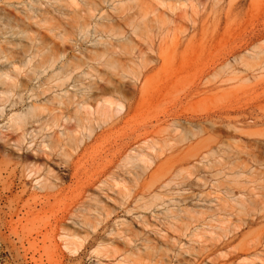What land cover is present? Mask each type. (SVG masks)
I'll return each instance as SVG.
<instances>
[{
  "label": "rangeland",
  "instance_id": "1",
  "mask_svg": "<svg viewBox=\"0 0 264 264\" xmlns=\"http://www.w3.org/2000/svg\"><path fill=\"white\" fill-rule=\"evenodd\" d=\"M19 1L28 4L27 0L9 3ZM41 1L50 10L51 18H62L63 21L56 17L63 27L53 28L51 24L55 27L56 23L52 19L48 24L52 28L47 24L37 27L31 21L32 26L25 23L47 45L42 43L40 59L57 62L53 69L35 78L27 74L31 67L23 69L25 72L17 80L21 86L18 90L19 87L20 91L26 90L21 108L35 100L29 98L32 89L34 94L42 95L39 94L38 102L62 94L65 89L84 92L96 79L99 86L92 83L91 92L115 90L125 97L126 106L132 105L131 129L125 124L126 118L125 123L121 122L101 138L104 143L99 139L80 147L77 159L82 158L84 167H81L87 173L84 180L106 166L105 161L112 157L107 155L115 156L130 142L133 148L138 145L136 148L144 149L152 159L149 170L143 174L138 169L137 182L128 185L133 187V195H138L136 199L141 200L135 209L148 202L150 205L156 201L154 197L159 200L156 207L152 208L154 203L150 205L151 210H135L133 217L120 214V219H133L134 225L138 215L151 218L148 228L135 227L138 234L128 246L110 237L116 242L111 249L117 246L121 252L111 254L115 250L110 249V254L105 251L99 254L97 243L90 240L80 253L71 255L63 249L59 232L52 229L55 219L63 216L70 203L68 196L72 193L68 190L64 198L59 197L60 204L55 202L50 207L53 204L50 199L46 206L47 213L41 218L48 226L42 224V228L36 221H29L35 225L23 222L16 227L18 233L12 235L7 207L23 185L17 174L10 178L6 193L0 186V264H264V0H191L172 12L162 6L164 0H138L166 15L161 17L164 20L160 19L163 22L149 24V30L143 29L142 34L139 31L136 37L130 30L132 20L128 26L121 21L125 14L122 17L116 11L122 0H94L96 12L89 15L83 12L65 27L66 15L62 13L68 11L61 3ZM3 2L0 0V6ZM68 18L71 17L67 21ZM55 31L65 33L63 42L55 37ZM128 38L133 45L116 44ZM4 47L10 50L11 59H19L20 52L23 58L25 50L32 53L39 48L32 46L30 52L28 46L21 49L15 46V50L14 46ZM68 61L72 62L69 67L64 66ZM73 64L80 68L72 72V78L60 90L56 88L58 80H47L60 67L62 73ZM88 71L94 78L82 75ZM108 136L111 138L105 143ZM98 157L101 160H95ZM101 161L105 165L98 166ZM65 183L71 185L68 178ZM17 204L21 207L23 203ZM115 221L110 223V229L115 228ZM20 234H26L25 240L31 234L32 238L28 237L31 242L37 239L35 247L29 249L27 240L20 243ZM107 236L103 233V238Z\"/></svg>",
  "mask_w": 264,
  "mask_h": 264
},
{
  "label": "bare ground",
  "instance_id": "2",
  "mask_svg": "<svg viewBox=\"0 0 264 264\" xmlns=\"http://www.w3.org/2000/svg\"><path fill=\"white\" fill-rule=\"evenodd\" d=\"M3 1L4 2L2 3V6H0V186L2 187V191H5L6 189L9 190L10 188H7V185L9 186V180L11 177H15L17 174H20L19 176L23 182L19 195L15 198V200L8 202L9 207L7 208H10L11 213L10 214L8 212L11 215V217L9 216V218H11L9 224L12 229V235H16L15 233H18V230L16 232V227L17 225L20 226L23 222L28 223L29 221H36L35 224L37 223V225H39L38 223L40 222L42 227V224L45 221H43L44 217L41 218V216L47 213H45V209L49 204L50 199L54 200H52L53 204L50 205V207L54 204L56 205L57 202L60 204L59 199L64 198L63 195L68 190V192L70 191V193H72L68 196V201L70 203L64 210L65 212H63V216L59 219L57 218V220L55 219V223L53 225L54 228H52L53 230L59 232L58 239H61L64 245L63 249L71 253V255L78 254L85 244L92 240L98 245L96 249L98 253L100 252L103 254L104 251L108 252L115 250L112 251L111 254H117L115 252L118 250L120 251V249H118L119 247L116 246L117 250L114 247V249H111L110 247L115 241L110 240L112 237L122 240L123 244L125 245V243H127L126 245L128 246V243L132 244V239H134L138 234V232H135L138 231V229L135 227L148 228L150 226H148L150 222V217L148 216L138 215L136 217L138 221L134 225L135 222L133 219H120V214H123L124 217H133L134 211L136 210L135 206H138L137 204H139L141 200L140 198L139 200L136 199L138 198V195L134 196L132 193L133 187L129 188L128 185L132 186L137 182V177L139 176L137 174L138 169L143 174L149 170L148 168L151 166L150 161L152 159H150L149 154L144 152V149L136 148L138 145L133 148L129 144L130 142L127 144L125 143L126 145H123V149L120 147L121 151H119L117 148L118 146H116L118 154H115V156L107 155L112 156L113 158L111 157L109 160L106 156L108 159L106 161L109 162L107 163L105 161L106 166H102V170L97 167L99 169L98 171L96 170L94 173L92 171L94 176L92 174L90 177H87L84 180V178L87 176V173L82 170V167H84L82 164L83 162L81 163L80 160L82 158H77L79 157L78 150L80 151L81 146H84L91 141H98L99 139L103 138L107 132L116 127L121 122L125 123L126 121L125 124L129 126L130 121H132V117H130L132 105L129 104L126 106L124 104V102H127V100L124 99L125 97L123 96V98L115 90L106 91L102 89L99 91L97 89V92H91V90L94 88L92 83L98 82L95 78L96 80H93L91 84L87 86V89L84 92H70L68 89H65L62 90V94H55L54 96L48 97L43 101L40 100L39 102L38 100L41 93L34 94L35 89H32L31 95H33L32 97L29 96V98H33V100H35L25 108H21V106H23L22 104L24 103L23 92L26 90L24 89L25 91H20L21 86L19 83L17 84V80L18 77L21 76V73L25 72L23 69L26 70L25 67H31V72L29 69L27 74L29 78H31L30 74L34 75L35 78V76H42V74H45L48 69H53L57 62L55 59L46 61L40 59V47L42 48V45L45 43L40 42L42 39L39 38V36V39L36 37V32V35L34 32H30L33 30L30 28H32L31 26L34 24L36 26L37 24L48 25L51 24L50 22L52 21L56 23L55 27L54 24H51L53 25V28H62V24L60 25V22L57 20L58 18L56 19V17H59V20H62V18L53 14L52 16L56 17L51 18V16H49L51 13L50 10L47 9L46 5L44 6V3L41 0H27L28 4L26 5L24 4L26 3L24 1H19L16 4L11 2L9 3L10 0ZM48 1H54L58 4L61 3L60 5H62L68 11L67 13H62L67 17H71L68 18L67 21V17L64 16V19H66V21L63 22L65 23L63 24L64 27L65 25L70 26L69 22L71 23V20L75 16H81V14L84 15V13L89 15L97 11L94 0ZM189 1L191 0H164L161 2V4L163 7H169L170 12H172L174 9L178 10L184 7V2ZM115 8L116 11H118L120 14H123L122 17H124L125 14L124 19H120L122 22L125 21L124 23L128 24L130 20L133 21H130V26L132 28H129L130 30H133L132 35L134 36L139 31L140 33L138 34H142L141 31H143V29L147 30V26L149 24H158L164 20L161 17L166 15L162 14L163 12L160 13L158 8H152L147 4L138 2V0H122ZM135 18L138 19L137 22H134L136 21L134 20ZM30 21L34 24L32 23L31 25ZM25 22L28 24L30 23L31 26H27ZM82 24L83 25L81 26L84 30L85 23ZM51 25H48L49 28ZM55 29H51L50 31L54 32ZM56 32L57 31H55V33ZM55 33L53 34L56 38L59 40L64 39L63 37L65 36V33L63 34L59 31L57 32L58 34ZM8 35H10L11 38L15 37V39L6 38ZM126 39H124L125 42L116 44H121L123 46H130V44L133 45V43L129 41V38L128 41L131 43L126 41ZM116 44L115 46H117ZM3 46H14V50L16 48L15 46L18 48L20 47V49L21 46H28L26 48H29V50L31 48L30 52L32 51V46H39V48L33 50L32 53H29V51L25 50L23 58V52L18 51V54L19 52L21 54V56H19L20 58L11 59L10 56H12V54L10 55V50L8 51L7 48L5 49ZM45 46L47 45L45 44ZM12 47L10 48L12 49ZM15 53L16 52H14L13 55ZM27 53L29 54L26 55ZM18 54L16 53L15 55L18 57ZM70 62L68 61L66 64H64V66L69 67V65L72 63ZM60 68L62 69L63 67ZM79 68L80 66L78 64L77 66L73 64L71 69L62 73L60 69L48 77L49 79H46L48 81L58 80V83H60L58 87L56 86V88L59 89L67 85V83L70 81L69 79L72 78V76H70L72 72H76V70ZM82 75L91 76L89 71L83 72ZM61 77H63V79H61ZM18 86H20V90H18ZM51 89L52 88H48L47 90L50 91ZM45 93L46 92H42L43 95H45ZM129 127L128 128L131 129V126ZM126 137L130 136L127 135ZM109 138H111V136L104 138V141H109ZM99 141L103 142L102 139ZM103 143L101 145H103ZM123 143L124 142L120 143V145ZM84 150L86 151V149ZM116 150L115 152H117ZM113 151L114 150H112V152ZM112 152L110 151L111 154ZM73 154L77 155V157H74L75 155ZM85 154L88 153L85 152ZM99 157L95 160H101ZM101 164L102 161L98 166H101ZM2 165H5L4 170ZM83 173L86 175L84 176ZM66 178L70 180V186L65 185ZM4 193H6V191ZM26 195H28V199H24ZM68 197H66L65 194V198L68 199ZM154 199L158 201L159 197H154ZM17 201H21L23 203L21 207L18 206ZM156 201L150 202V205L154 203V205H151L152 208L155 206ZM14 202L16 203L14 204ZM148 203H146L144 206L142 205L141 208L139 207L140 210H149V208L151 210L152 208L150 205H148ZM139 208H137L136 211H139ZM31 217L33 220H30ZM117 219H120V221ZM114 220H116V226L115 228L110 229V223H114ZM33 222L31 223L33 224ZM31 223L29 222L28 224ZM43 225L44 227H46V225L48 226L47 223ZM39 227L40 226H37L36 228L39 229ZM41 227L40 229L43 230L42 228L44 227ZM24 228L25 227H23V229ZM52 229L51 231H53ZM160 229L161 228L159 227V230ZM38 232L39 230L37 233ZM103 233L108 234V236L103 238ZM25 235H21L22 238L18 237L20 238V243L22 240L24 242L25 238H23V236L25 237ZM164 235H166V233H164ZM29 236L31 237V234L26 236V240L30 245L29 249H32L35 247L37 239H33V242H31V240H29L30 238L28 239ZM46 236L48 235L46 234ZM46 236L45 238L44 236L40 237L46 239ZM122 242L118 241L119 244L121 243L120 245H122ZM22 247H24V245H22ZM23 249L24 251H27L25 248ZM52 249H54V247L51 248V250ZM98 253L96 252V254ZM106 254H110V252Z\"/></svg>",
  "mask_w": 264,
  "mask_h": 264
}]
</instances>
